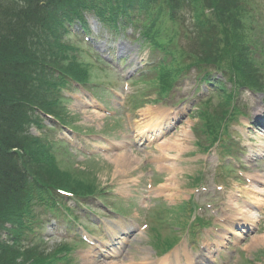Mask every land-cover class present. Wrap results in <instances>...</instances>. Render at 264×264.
Instances as JSON below:
<instances>
[{"label": "trees", "instance_id": "16d2710c", "mask_svg": "<svg viewBox=\"0 0 264 264\" xmlns=\"http://www.w3.org/2000/svg\"><path fill=\"white\" fill-rule=\"evenodd\" d=\"M198 1L0 0V264L46 263L47 258L33 243L24 245L22 241L40 224L35 208L46 210L54 205L53 189L84 190L82 183L62 168L53 147L56 143H48L47 135L37 138L29 132L32 125H39L37 111L64 115L61 87L66 78L81 82L89 78L87 69L73 57L75 44L64 40L70 34L68 26L74 20L82 21L85 10L92 9L112 27L136 24L141 16L144 38L166 53L170 46L163 44L168 40L161 37V15L177 22L186 7ZM202 1L204 7L197 8L194 22L199 33L195 31L196 40L182 49V58L208 76L213 71L222 72L235 87L264 89V76L258 74L260 61L254 60L251 49L258 44L250 35L254 30L249 21L251 0ZM207 8L209 15L205 14ZM205 30L211 33L199 38ZM163 73L160 84L166 91L175 80L165 63ZM221 110L204 117L207 129L219 127L230 105ZM94 191L89 185L81 194Z\"/></svg>", "mask_w": 264, "mask_h": 264}, {"label": "rangeland", "instance_id": "374dc122", "mask_svg": "<svg viewBox=\"0 0 264 264\" xmlns=\"http://www.w3.org/2000/svg\"><path fill=\"white\" fill-rule=\"evenodd\" d=\"M255 2L259 5H257V7L260 8L262 12L258 24L264 25V0H252V4ZM197 3H199V1ZM194 6L195 8L198 7L197 5ZM183 17L188 19L190 23L194 18V13L191 10H185L183 12ZM89 22L91 25L90 32H92L93 35L91 36L89 34L88 36L93 37V39H95L94 41L100 38L102 43L108 42V45L100 46L101 43L97 42V47L92 48L93 51L91 52L89 49L91 43H86L83 35L82 38L72 35V40L81 45L83 48L81 49V53L85 56L87 61H89V58L92 61H97V58H104L106 62L113 63L112 60L115 58L116 61L113 63L114 65H112L113 68H108L109 75L111 76L109 79L113 82L115 80V82L111 85H104V93L95 89L100 95L101 101L98 97L92 96L91 90L87 89H83L81 92L74 91L70 94L73 98L74 96L76 97L73 102L65 105V107H67L68 116L72 118L70 124L84 131L83 133L87 136H82L74 140V142H78L76 145L80 150H75L73 146H70V148L68 147L69 151H66V149L60 150L61 154H59V158L64 165H69L72 170H74L75 174H77V171H83L87 174L83 175L84 180L95 178L96 176L98 179L97 184L100 188L104 189V196H102V199L105 203L109 206L116 205L118 208L115 207L116 210L123 212L127 217L120 221L115 219V216L109 211L100 210V207L93 198L86 202L91 205V209L96 212L95 216L84 209H74L76 212L73 215L78 216L80 221H83L88 226L90 231L94 234L92 237L98 242L97 248H94V246L82 248L80 250V255H78L74 261L75 264H90L89 262L91 260L89 257L96 253L95 251H98V249L107 250V246L109 247L111 245L113 236L117 238L123 235L125 239L128 240V243L124 247L122 258L114 259V262H109L108 264L157 263L160 257H156L150 246L155 243L154 236L151 231H148L149 229L144 231L141 226L145 223H150V225L155 226L156 222H154L152 215H155L156 211L159 212L162 208L166 209L176 206V204L187 201L188 198L194 196L197 190L196 187L199 184L192 186L194 180L191 179L203 175L206 178L205 183L208 184L209 182L211 184V189H215L214 185L219 184V179L211 177L219 171L215 162L216 160L211 157V155H215V149H211V151L205 154L203 152L204 150H201L200 147L197 146L199 140L197 137H194L196 134L199 135V133H202L198 129L200 127L192 132V129L198 125L197 114L201 107L200 105L196 107L194 104V102H196L195 98L197 97L194 99L193 97L198 96L196 89L200 91L204 99L206 97L213 98V94L207 92V89L200 83H195L194 76H191L184 82V87L173 90L172 93H170V99L163 102L165 105L162 103L157 104V102L154 103L156 98L155 95L149 98L143 97L141 91H143L145 87H149V84H143L140 80L129 82V91L125 93L122 90V87H125L124 83L135 75L142 63H145L148 58V51L139 50V44L128 40L129 38L125 37L124 33L106 32L94 18H89ZM161 25L170 29L171 32L174 31L177 39L180 38L184 31L185 34H187V30H184L183 18L180 19L178 24L169 20H162ZM77 26L80 25L77 24ZM74 30L80 33L79 30ZM127 34L131 35L132 32L129 31ZM259 36L264 39V30H260ZM165 37L169 38L172 36L170 34H165ZM132 38L133 37H131V40ZM183 41L184 39L181 40V42ZM100 49L105 50L101 51ZM126 52H128L129 55H126ZM120 59L127 60L121 63L119 62ZM97 70L100 69L95 67L93 78L95 82L90 84L92 88H94L95 85H100L102 82H105L102 78L106 75L107 71L103 74ZM118 73L120 75H118ZM153 77L154 73L149 71L144 79L149 82ZM117 86H120V90L114 91L112 95L110 88ZM227 87L230 88V85H227ZM129 93L138 94V97L130 99V101L128 99V104H125V97H127L126 95ZM244 97L245 98L242 99V105L248 106V110H257L259 108L260 104L259 106L257 105L260 97L258 98V96H254L251 93H248ZM118 101H120V103L116 106L115 103ZM133 101H138L136 107H131L129 105H132ZM213 102H217V99H213ZM104 103L109 104V112H111L112 115H116L117 119H107L105 117L108 113L100 114L97 112L100 107L104 108ZM216 104L217 103H215V105ZM161 107H165V109L162 108V110H166V114L167 112L175 110L173 115H169L172 120L175 119L181 122L179 125L180 127H178V132L174 133L172 138L166 140L163 138L149 143V141L145 139L148 132L146 134L141 133L140 136L137 134L141 130H146L148 125L154 124L156 119L155 116H157L155 110H161ZM118 108H120V112L116 111ZM234 129L235 128H232V130ZM32 131L36 133L37 136L39 135L34 129H32ZM65 136L68 137L69 134L65 133L64 137ZM203 136L202 143L208 139L204 134ZM150 137L151 135L148 136V138ZM155 138L158 139L156 135ZM127 141H132L133 146L134 144H136V146H125L124 143ZM122 145L124 147L121 149L124 151L117 152L116 148H120ZM206 145L207 143H203L204 147ZM87 148H89L88 152L90 155L96 154L95 156L97 157L89 158V156H85L82 150ZM129 152L130 156L127 158H131L133 155L131 167L126 168L124 167L125 165L119 167L116 162L117 158L113 156ZM240 156L245 166L248 167L249 173L252 172L253 175L258 177V172H260L261 180L264 181L262 177V174H264V164L258 163L256 161L257 158L252 156L251 153H244ZM207 168L209 169V173H203L206 172ZM241 188L242 186L237 185L236 189L241 191ZM205 195L206 193L195 194V200L205 204L211 198L209 197V199H207ZM228 200L237 202V205L231 206L230 214L236 215L243 213L245 204L241 200L236 197H232ZM116 203H119V205ZM260 208H262V210H260ZM260 208L256 209L258 213L254 211V214H251L253 221H255L254 225L259 226V230L255 231L256 235L253 239H246L243 240V242L236 240L235 236L230 239L229 232L232 233V231H235V226L239 227V225H232L233 228L231 227L232 229L228 234H226L223 228L221 232L216 233V236L213 237L212 240L219 245L218 251L209 244L208 238L205 235L204 240L201 241V244L205 246L204 251H201V247H196L194 243L189 244V246L182 243L178 248L179 251L177 254H169V257H171V264H187L186 257L189 256H191L192 262L196 264L199 260L196 258L194 259V257H196L195 254L203 255V257L210 259L216 258L218 261L217 264H225L224 260L226 264H237L236 262L238 260L244 262L242 255L247 259L249 257L255 258L260 255V253L264 252V221L259 223V215L264 219V205ZM244 214H250V212ZM68 221V217L59 215V218L55 221L53 220L43 232L42 238L46 241V244L41 246L47 253L52 252V250L59 247V245L72 243L73 240H71L69 234L74 232L75 229H73V225ZM124 222L127 223L128 230H130L127 234H122L121 232L123 229L126 230L124 227L122 228ZM214 224H217V222L212 223V225ZM164 229L165 230L161 229L162 234L167 237L171 229L170 227ZM113 232H119L118 236H115ZM183 232L184 231H182V233ZM183 242L188 243L186 237ZM192 246L193 248L195 247V251L193 249L194 253L191 252ZM201 261H203L202 258Z\"/></svg>", "mask_w": 264, "mask_h": 264}, {"label": "bare ground", "instance_id": "6f19581e", "mask_svg": "<svg viewBox=\"0 0 264 264\" xmlns=\"http://www.w3.org/2000/svg\"><path fill=\"white\" fill-rule=\"evenodd\" d=\"M263 120H264V116H262V122H263ZM139 133V132H138ZM137 135H139L140 136V133L139 134H137ZM126 145V144H125ZM130 152L129 153H124V154H120V155H116V156H113V157H115V158H117V160H116V162H117V164H118V166L120 167V166H124V167H126V168H128V167H131V165H132V158H133V155H132V153H131V158H127V157H129L130 155ZM257 199V203L258 204H260L261 202H262V200L261 199H259V198H256ZM244 210V209H243ZM243 212H246V210L245 211H243ZM241 217H242V215H241ZM241 219H243V220H247V221H249L250 223H251V217L250 216H244V217H242ZM123 231H126V230H122L121 232H123ZM114 233V232H113ZM117 233L118 232H116V233H114V235H117ZM125 234H127L128 233V231H126V232H124ZM239 234V233H238ZM236 235H237V232H236ZM128 242V240H124V243H127ZM124 243H122V244H124ZM120 245V244H119ZM118 245V246H119ZM122 248H118V247H113V251H110V253L109 254H107L108 255V258L109 257H112V258H114V257H120L121 256V253H122ZM101 257V256H100ZM99 257V255L96 253V254H94V255H92L91 257H89V259L91 260L89 263L90 264H105V262H103L102 263V261H100V258ZM106 264H108V263H106ZM161 264H167L166 262L165 263H161Z\"/></svg>", "mask_w": 264, "mask_h": 264}]
</instances>
